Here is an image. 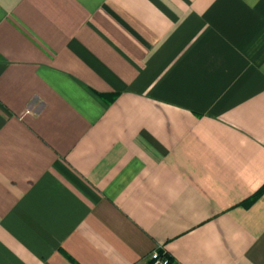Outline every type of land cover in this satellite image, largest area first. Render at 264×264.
Wrapping results in <instances>:
<instances>
[{"label":"crops","instance_id":"crops-1","mask_svg":"<svg viewBox=\"0 0 264 264\" xmlns=\"http://www.w3.org/2000/svg\"><path fill=\"white\" fill-rule=\"evenodd\" d=\"M264 264V0H0V264Z\"/></svg>","mask_w":264,"mask_h":264},{"label":"built area","instance_id":"built-area-1","mask_svg":"<svg viewBox=\"0 0 264 264\" xmlns=\"http://www.w3.org/2000/svg\"><path fill=\"white\" fill-rule=\"evenodd\" d=\"M151 264H168V258L162 255L159 250L153 251Z\"/></svg>","mask_w":264,"mask_h":264}]
</instances>
